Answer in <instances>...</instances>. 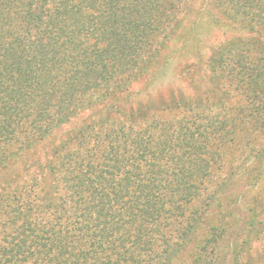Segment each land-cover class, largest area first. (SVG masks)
<instances>
[{
	"label": "trees",
	"instance_id": "obj_1",
	"mask_svg": "<svg viewBox=\"0 0 264 264\" xmlns=\"http://www.w3.org/2000/svg\"><path fill=\"white\" fill-rule=\"evenodd\" d=\"M194 1L0 0V264H247L239 238L264 227V144L249 147L264 136V0H211L213 23L249 35L212 49L214 89L159 108L127 90ZM235 146L252 154L250 195L216 177Z\"/></svg>",
	"mask_w": 264,
	"mask_h": 264
},
{
	"label": "rangeland",
	"instance_id": "obj_2",
	"mask_svg": "<svg viewBox=\"0 0 264 264\" xmlns=\"http://www.w3.org/2000/svg\"><path fill=\"white\" fill-rule=\"evenodd\" d=\"M191 4L192 8L184 15L178 34L158 51L159 56L150 69L128 86L127 90L136 94L141 102L150 100L155 107L159 108L165 100L172 96L183 94L188 98L194 99L206 93V90L214 89L218 79L208 69H205L207 58L211 55L212 49L227 37L235 36L239 33L246 37L249 36L248 33L241 31L239 25L237 26L239 28L234 26V28L240 29L239 32L234 28H231L230 31L226 29L224 24H222L223 22L225 23L226 19L212 5L211 0H196ZM180 16L183 18V14ZM217 18L223 22L213 23ZM195 37L201 38V43H198ZM196 49L200 53H197ZM198 56L202 58V62L195 69H200L199 73L201 75L195 72L193 75L195 76V83L191 84L185 73L189 64L199 61L197 59ZM236 100V97H229L226 99V103L233 104ZM216 109H219V107ZM93 111H95L94 107L82 111L78 116L73 117L69 122L55 129L53 136H56L58 140L66 137L79 125L84 117L90 114L93 115ZM113 112L114 110L111 111V113ZM260 143L264 144V136H256L255 143L249 144V147L260 145ZM249 147L246 151H242L239 146L232 148L228 156L229 162L223 169L216 171V177L219 180L225 177L233 179L234 185H237L236 188L234 187L235 190H241L242 188V192L250 195L251 191L246 189V187L243 188L241 184L245 178L240 181V173L238 174L241 165L244 164L245 166L252 161ZM230 193L231 189L224 192L218 204L211 209L210 219L221 217L224 213L227 214L226 209L231 208L230 202H232L229 200L231 198ZM262 193L264 194V187ZM261 217L264 218V214ZM242 238L247 240L248 244L244 247V260L247 264H264V227L259 236L252 232L249 236L243 235L239 238V241Z\"/></svg>",
	"mask_w": 264,
	"mask_h": 264
}]
</instances>
